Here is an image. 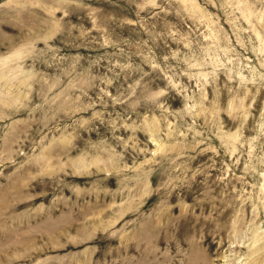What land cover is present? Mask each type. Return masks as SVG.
Instances as JSON below:
<instances>
[{
	"label": "rangeland",
	"instance_id": "obj_1",
	"mask_svg": "<svg viewBox=\"0 0 264 264\" xmlns=\"http://www.w3.org/2000/svg\"><path fill=\"white\" fill-rule=\"evenodd\" d=\"M0 264H264V0H0Z\"/></svg>",
	"mask_w": 264,
	"mask_h": 264
}]
</instances>
